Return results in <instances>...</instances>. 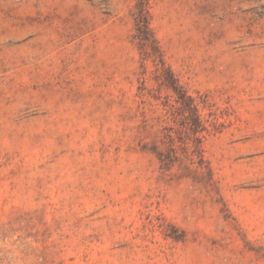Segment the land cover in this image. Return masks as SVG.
I'll return each instance as SVG.
<instances>
[{
	"label": "rangeland",
	"instance_id": "1",
	"mask_svg": "<svg viewBox=\"0 0 264 264\" xmlns=\"http://www.w3.org/2000/svg\"><path fill=\"white\" fill-rule=\"evenodd\" d=\"M0 264H264V0H0Z\"/></svg>",
	"mask_w": 264,
	"mask_h": 264
}]
</instances>
